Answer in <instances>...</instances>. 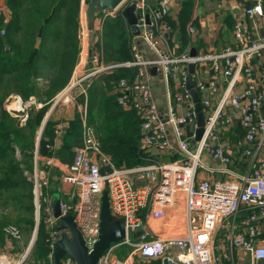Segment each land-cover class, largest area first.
<instances>
[{"label":"built area","instance_id":"built-area-1","mask_svg":"<svg viewBox=\"0 0 264 264\" xmlns=\"http://www.w3.org/2000/svg\"><path fill=\"white\" fill-rule=\"evenodd\" d=\"M82 2L84 4V0ZM155 2L156 7L152 6ZM130 5L135 6V26L139 29L136 35L125 16ZM175 6L176 0H153L152 3L151 0H123L116 8L102 11L92 24L86 23L89 27L84 35L80 32L81 49L74 70L80 64L90 67L85 72L73 70L68 84L54 98V107L76 106L78 96H86L93 80L106 72L117 67L133 69V74L120 78L114 88L119 104L134 111L140 120L139 149L143 153L137 165L116 166L103 152L94 126L87 123L85 107L78 106L83 145L75 149L73 162L64 163L54 156L45 159V165L60 168L62 182L75 187L74 193L67 192V197L60 198L61 215L74 216L85 244L89 251L92 250L100 235L102 193L108 190L110 210L121 219L126 236L112 243L97 264H135L136 252L162 261L168 258L177 264H221L216 256L218 249L231 264H264V173L253 168L248 173L236 174L238 180H198L199 168L213 170L204 163L206 156L219 165L215 171L233 173L228 167L231 155L220 138V128L232 122L228 101L241 113L240 122L249 145L245 153L256 156L264 147V114L261 113L264 89L249 63L262 55L264 37L253 36L237 22L233 29L236 47L214 53L197 52L193 56L191 50L197 27L192 22L186 25L187 42L182 46L179 30L176 31L167 19L176 15ZM245 12L250 17L263 15L262 0L248 5ZM6 13V6L0 7V15ZM115 17H121L126 24L131 59L107 63L96 46L101 41L104 20ZM160 40L167 43L166 48L159 45ZM207 62L212 64V70L210 76L204 78L202 71ZM191 63L195 64L192 79L204 114L203 134L194 143L197 112L187 88ZM152 68H156L155 74ZM221 76L224 87L220 86ZM238 83L245 86L242 93L236 91ZM157 85L164 87L160 102L155 96ZM9 97L7 111L19 118L21 124L27 120L30 108L43 105L34 95L27 99L20 95ZM245 98L249 100L244 102ZM187 126L193 132L191 137L187 135ZM64 127L65 121L57 123L54 143L61 137ZM40 157L36 151L34 171L30 176L34 217L37 226L41 220L46 226L51 259L54 244L63 230L58 229L59 221L53 213L51 198L43 193L44 188L51 189V183L41 169ZM244 210L248 212L245 222L237 223L238 214ZM170 212L172 216L168 222ZM155 222L162 228L157 229ZM221 229L224 233L218 241ZM141 230L143 233L138 236ZM7 231L14 240L22 238L18 226L9 225ZM132 235L138 239L136 242L131 240ZM124 245L133 249L119 257L117 251ZM27 249L17 260L1 254L0 264H42L27 260ZM61 264L77 263L65 256Z\"/></svg>","mask_w":264,"mask_h":264},{"label":"trees","instance_id":"trees-1","mask_svg":"<svg viewBox=\"0 0 264 264\" xmlns=\"http://www.w3.org/2000/svg\"><path fill=\"white\" fill-rule=\"evenodd\" d=\"M155 5L156 2L152 4ZM5 6L7 13L0 15V189L12 192L19 206L28 213V216L21 214L16 223L27 222L34 227L30 176L34 171L35 152L57 156L64 163L73 162L75 149L83 145L78 106L85 107L87 123L94 126L103 152L116 166H134L141 162L140 120L134 111L119 104L114 88L120 78L133 74V69L117 67L94 79L86 96H78L74 118L65 122L59 143H54L58 121L51 115L44 125L43 122L54 97L69 82L79 59L81 0H5ZM191 6V0H185L175 20L167 17L172 27L179 30L182 46L187 42L186 25L190 22ZM127 31L121 17L104 20L101 41L96 46L104 62L131 59ZM44 77L46 80L39 82ZM10 95H20L23 99L34 95L43 105L30 108L27 120L21 124L4 107ZM55 188L51 185L50 190ZM5 224L0 223L3 248L10 243L3 231ZM47 240L48 232L41 220L30 261L52 264Z\"/></svg>","mask_w":264,"mask_h":264},{"label":"crops","instance_id":"crops-1","mask_svg":"<svg viewBox=\"0 0 264 264\" xmlns=\"http://www.w3.org/2000/svg\"><path fill=\"white\" fill-rule=\"evenodd\" d=\"M184 1L185 0H176V15L171 17V20L176 19L179 11L184 7ZM257 1L258 0H191L192 6L190 11V22H194L195 26L197 27V34L194 36L197 52L214 53L221 52L228 47H236L237 40L235 39L233 29L237 22L242 24L246 32H249L253 36L264 37V14L250 17L245 12V8L248 5L256 3ZM262 2L264 4V0H262ZM94 20H96V18ZM159 45L163 48H166L167 43L164 40H160ZM173 47L175 48V46ZM249 63L252 65L253 70L258 77L261 88L264 89V51L260 57L253 58ZM211 70L212 64L210 62L205 63V67L202 71L204 78H208L210 76ZM224 85V77L221 76L220 86L224 87ZM244 89L245 86L243 83H238L236 85V91L238 93H242ZM155 91V96L159 102L163 101L162 98L164 97V87L161 86L159 89L156 87ZM248 100V98L243 99L244 102ZM213 101L215 100L213 99ZM228 102L227 106L228 111L232 116V122L228 126L220 128V138L225 149L231 155L232 161L228 167L233 173L226 174L215 171L214 168L219 167V165H217L210 156H206L204 158V163L208 167L213 168V170L203 168V170H201V172L198 174V180L210 179L215 181L228 178L238 180L239 177L236 174L248 173L253 168H259L264 173V147L260 148L256 156H249L245 153V149L249 147V145L245 140V130L241 126V113L231 106V102L230 104H228ZM76 110L77 107L74 104L54 107V104L52 103L46 116L47 119L52 115V117L58 122H67L74 118ZM261 113L264 114V103L261 106ZM58 143L59 142H57V144ZM46 157L51 156L42 155L40 157L41 169L46 172L52 188L54 186H56V188L53 191H51L52 189L50 190V188H44L43 193L48 195V197L51 198V201L53 200L55 193H59L61 198L64 196L67 197V192L74 193V186L61 181L60 175L62 171L59 167L54 165H45V159H47ZM54 157L59 159L57 156ZM247 214L248 212L246 210L240 212L236 218V222L240 224L244 223ZM170 216H172L171 212L167 219L168 222L171 220ZM154 225L157 229L162 228L157 222H155ZM20 241L21 239L18 240L17 245L14 247L12 245L13 242H10L9 244L7 243L6 248L8 252H14L15 255L21 254L24 250V246L22 245V242L20 244ZM132 249V246L124 245L120 247L119 250L117 249L118 256L123 257L128 252H131ZM134 260L135 264H163V261L160 258L143 256L139 252L134 254Z\"/></svg>","mask_w":264,"mask_h":264},{"label":"water","instance_id":"water-1","mask_svg":"<svg viewBox=\"0 0 264 264\" xmlns=\"http://www.w3.org/2000/svg\"><path fill=\"white\" fill-rule=\"evenodd\" d=\"M123 0H88L85 9V20L87 24H92L94 19L105 9H113L116 8ZM153 0H151V3ZM125 16L128 20V23L131 27V31L133 34H138L139 29L135 26L137 21V16L135 14V6L130 5L125 10ZM92 52V48H90L89 53ZM191 54L195 56L197 54L196 49V42L193 43V48L191 50ZM89 61L92 62V56H89ZM189 76L187 79V88L189 89V93L192 96V99L195 103V110L197 112V125L198 128L196 129V135L192 142L194 143L196 140L200 139L203 134V125H204V114L202 111V105L199 97V93L194 87V82L192 79L193 73H195V64H189ZM152 72L156 73V68H152ZM264 86V81H263ZM230 104V102H228ZM46 119L43 122L45 124ZM43 127L40 130L38 143L40 139V135L42 132ZM187 135L191 137L193 132L191 131L190 127L187 126ZM56 195L60 194L55 193L54 198L52 200L53 205V213L55 217L58 218L59 224L58 229L63 230L61 238H59L53 247V251L51 254V263L52 264H61V260L68 256L72 258L77 264H97L99 258L102 254L108 249V247L112 243H117L122 241L126 236L125 227L122 224L121 219L115 217L109 206L108 200V190L104 189L102 193V205H101V222H100V235L99 240L95 244L92 250L89 251L85 241L83 239L82 233L78 228L73 215H61L60 210V199L55 200ZM182 197V195H179ZM37 230L38 226L35 225V229L33 232V237L31 242L28 246L26 256L29 255L31 252L33 245L35 243L37 237ZM143 230L139 231L137 235H141ZM163 264H177L176 262L165 258L163 260Z\"/></svg>","mask_w":264,"mask_h":264},{"label":"rangeland","instance_id":"rangeland-1","mask_svg":"<svg viewBox=\"0 0 264 264\" xmlns=\"http://www.w3.org/2000/svg\"><path fill=\"white\" fill-rule=\"evenodd\" d=\"M88 2V1H87ZM87 2L84 0V4H83V2H82V0H81V11H80V20L82 21V23H81V33L84 35V33H85V29H86V27H89V25L87 26L86 25V20H85V9H86V5H87ZM5 6V0H0V7H4ZM79 61V60H78ZM90 67V65H86V66H82V64H80L75 70H74V72H85V70L87 69V68H89ZM45 74H47L48 75V73H45ZM48 77V76H47ZM45 78V77H44ZM44 78H42V79H40V81L39 82H41V83H43L45 80H46V78L44 79ZM157 87V89H159L160 88V86L159 85H157L156 86ZM59 93V92H58ZM57 93V94H58ZM56 94V95H57ZM11 96V95H10ZM56 97V96H55ZM54 97V98H55ZM9 100H10V97L8 96L7 98H6V100H5V104H4V107L6 108V110H8L7 109V107H6V105H7V103L9 102ZM53 101H54V99H53ZM52 101V103L54 104V102ZM62 106H64V105H62ZM12 116H14L13 114H11ZM40 133V132H39ZM39 135V134H38ZM39 137V136H38ZM37 145H38V141H37ZM17 155L20 157V152H19V150H17ZM40 156H42V155H40ZM201 168H199V170H198V174L201 172ZM0 177H1V170H0ZM58 194V193H57ZM56 196H58V197H56L55 198V200H57V199H60L61 198V196H60V198H59V195H56ZM27 202V201H26ZM21 214H24V215H26V216H28V213L26 212V210L24 209V208H21L20 206H19V204L16 202V200L13 198V193L12 192H9V191H6V190H2V189H0V223H7V224H5V226H4V228H3V231H4V234H5V236H6V238L12 243V245H13V247L15 246V245H17V243H18V241L17 240H13L12 239V237L10 236V234L8 233V231H7V227L9 226V225H14V226H18L19 228H20V230H21V233H22V238H21V241H20V244H21V242H22V245L24 246V250H23V252L21 253L22 255L25 253V251H26V249L28 248V246H29V244H30V242H31V239H32V237H33V232H34V227L30 224V223H27V222H23V223H16V220H17V218L21 215ZM34 219H35V217H34ZM35 226V225H34ZM224 233V230L223 229H221V230H219L218 231V241H220L221 239H222V234ZM131 240L133 241V242H136L138 239L134 236V235H132L131 236ZM140 241V240H139ZM32 251V250H31ZM228 254H230V251L229 250H227L226 251ZM1 254H8L11 258H13V259H15V260H17V259H19L20 258V256H21V254H19V255H15L14 254V252H12V253H9L8 252V250H7V248H3V244L1 243V240H0V255ZM30 254H31V252L29 253V255H28V259L27 260H31L30 258ZM216 256H218V258L221 260L220 261V263L221 264H231V262L230 261H227V259H225L224 257H223V255H222V252L218 249L217 251H216ZM32 261H35V260H32ZM42 264H44L43 262H42Z\"/></svg>","mask_w":264,"mask_h":264}]
</instances>
